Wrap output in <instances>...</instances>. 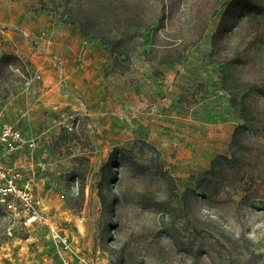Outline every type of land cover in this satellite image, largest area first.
<instances>
[{
  "label": "rangeland",
  "instance_id": "1",
  "mask_svg": "<svg viewBox=\"0 0 264 264\" xmlns=\"http://www.w3.org/2000/svg\"><path fill=\"white\" fill-rule=\"evenodd\" d=\"M58 1L25 5L80 33L61 21L65 5ZM139 1L145 21L161 11L164 17L157 28L128 29L119 49L127 50L120 55L126 59L97 40L110 59L93 85L119 124L99 128L93 115L98 97L85 100L82 92L87 111L73 131L62 123L79 107L51 115V223L69 243L63 249L51 234V259L264 264V0H251L250 11L236 0ZM125 3L114 0L113 7ZM68 4L98 7L97 0ZM95 12L97 22L111 23L101 8ZM118 24L125 29L122 19ZM6 31L20 28L0 25V56L9 46ZM164 57L173 61L160 64ZM220 58L240 61L232 74L241 93L248 82L255 86L244 96V111L222 87ZM26 71L15 62L2 65L0 102L10 89L19 90ZM11 224L0 204V264H27L17 240L27 228Z\"/></svg>",
  "mask_w": 264,
  "mask_h": 264
},
{
  "label": "crops",
  "instance_id": "2",
  "mask_svg": "<svg viewBox=\"0 0 264 264\" xmlns=\"http://www.w3.org/2000/svg\"><path fill=\"white\" fill-rule=\"evenodd\" d=\"M0 25L20 28L17 33L4 32L3 38L9 45L4 53L15 54L31 66L30 70H37L41 74L30 93L24 92L20 84L19 90L10 89L6 99L0 102L3 119L15 123L26 136H38V147L33 155L27 149L7 155L1 152L0 162L21 167L22 183L32 188L42 211L51 222V115L67 106L78 108L76 96L82 92L85 100L98 97L97 102L100 104L93 115L99 128L110 129L119 124L114 117L113 111L116 110H107L104 106L109 104L107 99L102 96L101 89L93 85L101 80L98 75L110 57L105 55V46L97 40L80 36L69 25L61 26L51 22V15L47 13L29 11L25 0L1 1ZM44 26L50 27L54 41L52 52L62 60V66L57 65L51 55L45 52L43 44L34 46L30 42ZM22 30L30 36L26 37ZM62 79L66 82L65 87L61 85ZM88 104L91 105V101ZM23 109H28L29 113L21 118L19 112ZM24 231L25 234L17 240L25 262L54 264L51 259V234L47 226L32 225Z\"/></svg>",
  "mask_w": 264,
  "mask_h": 264
},
{
  "label": "built area",
  "instance_id": "3",
  "mask_svg": "<svg viewBox=\"0 0 264 264\" xmlns=\"http://www.w3.org/2000/svg\"><path fill=\"white\" fill-rule=\"evenodd\" d=\"M22 33L29 37V33L22 30ZM34 46L43 44L45 52L51 55L55 63L62 66V60L52 52L54 41L50 28L42 27L38 30L36 37L30 41ZM27 74L21 83L24 92L30 93L32 86L41 78L37 70H30L25 64ZM63 87L66 86L64 79L60 80ZM79 109L74 113H68L62 125L67 131H73L77 127L81 118L86 115L87 105L81 96L77 95ZM29 110H21L19 117L24 118ZM39 144L38 136H26L16 126L15 123L3 119L0 112V153L10 154L15 151L27 149L31 155L34 154ZM0 204L4 207L8 217L12 220L11 227L20 224L22 228L32 225H46L48 232L57 239L63 249H69L68 239L57 233L55 226L49 221L48 216L42 211L39 200L32 188L22 183V171L20 166H8L0 162ZM11 227L9 233H11ZM62 264H69L66 257H62ZM86 264H92L83 260Z\"/></svg>",
  "mask_w": 264,
  "mask_h": 264
},
{
  "label": "trees",
  "instance_id": "4",
  "mask_svg": "<svg viewBox=\"0 0 264 264\" xmlns=\"http://www.w3.org/2000/svg\"><path fill=\"white\" fill-rule=\"evenodd\" d=\"M98 7H94L93 5H89V8H81L82 4L78 5V7H70L68 4V0H59L57 3V6L62 5V2L64 3V10L60 14L62 18V22L67 24H76L79 28V31L81 35L87 39L92 40H99L101 43L108 45L112 55H114L116 58L121 59L120 55L127 56V50H119L121 43L125 39L129 38V28H149V27H155L157 28L159 24H161L162 19L164 17V11H161L160 14H158L155 18H153L150 21H145L147 15L145 12V7L142 6L141 1L139 0H128V3H125V6H121L118 10L113 7L114 0H97ZM239 2V6L244 11H250L254 7V2L251 0H236ZM98 8H101L103 12L108 17H111V23L109 22H97L95 11L98 13ZM66 16V18H63ZM124 22L125 29L121 27L119 21ZM120 26V27H119ZM215 45V42L213 41V46ZM151 48V47H150ZM149 48V49H150ZM148 49V50H149ZM148 50H144V52H147ZM126 59L123 58L121 60ZM173 60H170V58H162L159 63L160 64H166L170 63ZM218 63H220V73H221V84L222 87L229 91L231 94L230 96V103L233 107H236L241 110H245V100L244 96L254 89V85L248 82L245 84L246 86L242 87V93L240 92L239 88V78L237 76H234L232 74V71L235 69L237 64H239L238 59H217ZM10 62H15L18 64L19 67L22 69H25V63L22 62V60L12 53H4L0 56V71L2 69V65L8 64ZM27 73V71H26ZM241 127L240 125L235 127V131L238 130V128ZM118 151L117 148H115L111 152V157L115 155V153ZM214 164V161L213 163ZM214 171L213 167L209 168L207 170V173H212ZM163 173V172H161ZM99 185V199L101 203H105L106 198L105 195L102 192V186ZM234 248V245H232L231 249Z\"/></svg>",
  "mask_w": 264,
  "mask_h": 264
}]
</instances>
